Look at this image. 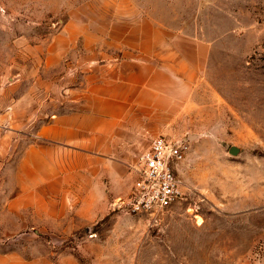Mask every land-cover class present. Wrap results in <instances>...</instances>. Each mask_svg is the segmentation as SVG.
I'll return each mask as SVG.
<instances>
[{
    "label": "rangeland",
    "instance_id": "obj_1",
    "mask_svg": "<svg viewBox=\"0 0 264 264\" xmlns=\"http://www.w3.org/2000/svg\"><path fill=\"white\" fill-rule=\"evenodd\" d=\"M122 98L126 180L109 191L107 213L72 234L62 233L70 221L10 214L16 184L36 179L17 167L25 148H57L41 127L70 113L88 125ZM156 135L187 146L182 199L155 215L114 208ZM81 172L45 176L74 214L90 191ZM0 253L48 264H264V0H0Z\"/></svg>",
    "mask_w": 264,
    "mask_h": 264
},
{
    "label": "crops",
    "instance_id": "obj_2",
    "mask_svg": "<svg viewBox=\"0 0 264 264\" xmlns=\"http://www.w3.org/2000/svg\"><path fill=\"white\" fill-rule=\"evenodd\" d=\"M167 45L172 46L171 48L175 46L174 43ZM173 52L172 49L165 50L166 54L173 55ZM155 53L157 52L152 51L153 55ZM135 60L137 59L131 58L124 60V63L130 64ZM132 72L135 71H126L127 77H131ZM148 77L152 75L149 74ZM130 102L128 98H122L117 101L120 105L118 108L104 113L100 118H97L96 112L89 113L92 121L88 125L80 119L78 113H70L56 116L51 123L41 127L40 138L46 142H55L57 148L53 154L50 152L54 150V146L47 143L30 144L25 148L17 167L19 170L24 167L23 169H27L36 179L33 181L30 178L26 182L16 184L14 195L6 200L5 204L9 213L29 210L32 214L42 217L41 222L58 224L70 221L72 225L65 227L62 232L64 234H72L82 223L94 222L98 217L105 215L113 200L109 191L122 186L126 180V167L122 160V149L119 148L117 130L122 118L124 119L130 110ZM98 138H104L106 142L105 153H101L105 154L103 156L96 154ZM82 154L85 159L83 164L77 161ZM78 171H82L84 178L92 176L88 180L91 181L90 191L84 195L74 214L69 210L71 204L63 195L57 198V194L48 192L45 176L62 177ZM86 206L91 207L89 212L85 211ZM57 231L61 233L60 230ZM0 264H48V261H43V257L36 261L22 260L14 253H0Z\"/></svg>",
    "mask_w": 264,
    "mask_h": 264
},
{
    "label": "built area",
    "instance_id": "obj_3",
    "mask_svg": "<svg viewBox=\"0 0 264 264\" xmlns=\"http://www.w3.org/2000/svg\"><path fill=\"white\" fill-rule=\"evenodd\" d=\"M187 146L164 135L151 138L133 166L130 189L111 204L133 214L155 215L179 202L183 189L177 171Z\"/></svg>",
    "mask_w": 264,
    "mask_h": 264
},
{
    "label": "water",
    "instance_id": "obj_4",
    "mask_svg": "<svg viewBox=\"0 0 264 264\" xmlns=\"http://www.w3.org/2000/svg\"><path fill=\"white\" fill-rule=\"evenodd\" d=\"M229 151H230V153L235 154L238 151V148L235 147V146H231L230 149H229Z\"/></svg>",
    "mask_w": 264,
    "mask_h": 264
}]
</instances>
